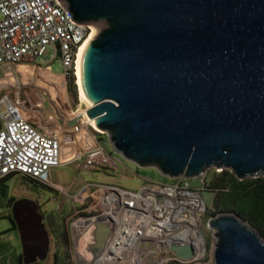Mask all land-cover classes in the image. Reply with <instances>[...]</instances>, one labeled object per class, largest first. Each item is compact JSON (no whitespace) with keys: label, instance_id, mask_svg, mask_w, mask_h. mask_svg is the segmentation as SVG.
I'll return each mask as SVG.
<instances>
[{"label":"water","instance_id":"1","mask_svg":"<svg viewBox=\"0 0 264 264\" xmlns=\"http://www.w3.org/2000/svg\"><path fill=\"white\" fill-rule=\"evenodd\" d=\"M57 1L94 30L80 54L85 115L116 153L169 180L210 168L240 181L264 177V0ZM17 96L42 121L63 126L45 90L20 86ZM12 218L23 264L46 259L37 203L14 202ZM207 227L211 264H264V239L236 215L212 217ZM112 232L110 218L91 222L74 245L78 263L96 259ZM165 252L194 258L190 244Z\"/></svg>","mask_w":264,"mask_h":264},{"label":"built area","instance_id":"2","mask_svg":"<svg viewBox=\"0 0 264 264\" xmlns=\"http://www.w3.org/2000/svg\"><path fill=\"white\" fill-rule=\"evenodd\" d=\"M92 32L90 26L75 23L57 0H0V68L25 65L43 71L47 78L73 80L77 86L78 52ZM48 47L53 49V58L61 60L62 75L53 76L48 68L41 70L37 64ZM15 83L13 75L0 79V180L26 175L47 186L50 170L62 164L81 161L90 169L115 166L104 143L86 132L88 128L100 133L88 123L78 121L70 132L58 128L64 138L48 130V125L33 124L18 100L20 85ZM70 151L72 156L65 158ZM202 190L180 182L151 183L135 192L110 185H86L79 192L80 206L75 214H96L73 221V244L91 220L110 218L113 232L99 255V264H150L170 245L184 244L192 245L196 258L197 237L202 240L198 228L206 209ZM88 196L93 197L90 205L84 202ZM183 236L186 241L179 239ZM172 257L174 262H188Z\"/></svg>","mask_w":264,"mask_h":264},{"label":"rangeland","instance_id":"3","mask_svg":"<svg viewBox=\"0 0 264 264\" xmlns=\"http://www.w3.org/2000/svg\"><path fill=\"white\" fill-rule=\"evenodd\" d=\"M53 54V49L51 47H48L43 55L38 59L37 64L40 65L41 70H45L48 68L53 76L62 75L63 68L61 60L59 58H53ZM8 75L15 76V82L20 86L34 84L36 86H49L51 88H55L58 91L56 96L57 99L63 106L66 107L69 113H74L73 117H75V113L81 108L78 97V88L75 83V93L69 92L67 81L63 82V80L60 79H48L44 75L43 71H34L32 69L28 70L27 68H25V65L4 66L0 68V79L5 78ZM47 129L52 132H57L60 136L63 135L62 132L58 130V127L55 124H49L47 126ZM86 132L93 134L94 136H96L98 141L104 143V150L106 154H108L110 158L115 162V166H95L93 169H90L83 166V163L81 161L62 164L59 167L50 170L47 176L48 188H42L41 186L25 181L19 175H14L5 182V186L8 190L7 198H13L15 199V202L19 199H28L37 203L39 211L43 215V222L46 226L47 231V225H49L50 220L57 225H61L62 227L67 228L69 240L66 246L58 249L55 245L54 239H51L49 237L50 244L48 255L45 260L46 264L51 263L53 254L55 252L59 253L60 264L63 261H65V264H80L78 263L74 251L72 223L80 216H93L96 214L95 211L75 214L76 210L80 206L81 199H79V191L84 186L98 184L110 185L135 192L139 191L143 186L151 183L180 182L186 184L189 188L202 190L211 176L214 173L220 172L219 170L210 168L203 176L198 178L189 180L183 178L169 180L162 176L155 168H141L136 164L124 159L120 154L116 153L113 150L105 134H95L91 129L88 128L86 129ZM62 138L64 137L62 136ZM65 142L67 143V141ZM92 190H94V187H91V191ZM201 197L206 206V209L201 216V223L198 228V232L205 244V251L203 252V254L198 255L191 261L183 263L172 261V255L164 251L160 256L152 259L150 264H157L158 261H162L164 260V258H169V260L166 261L165 264L212 263L214 237L213 231L207 227V222L210 218L217 216V214L213 213L214 209L212 208L213 193L207 190H202ZM84 202L88 205L92 204L93 197L88 196L87 198H85ZM4 216V200H1L0 243L5 245V247L9 251V254L13 257L21 253V243L17 231H9L5 233L8 229H10V223L4 218Z\"/></svg>","mask_w":264,"mask_h":264},{"label":"trees","instance_id":"4","mask_svg":"<svg viewBox=\"0 0 264 264\" xmlns=\"http://www.w3.org/2000/svg\"><path fill=\"white\" fill-rule=\"evenodd\" d=\"M67 83L69 92L75 93L73 80H68ZM12 176L14 175L0 180V201L5 200L8 196L5 182ZM20 176L25 181L41 186L42 188H48L46 185L26 175ZM204 189L213 193L212 208L214 209V214L233 213L240 220L246 222L250 227L258 231L260 236L264 238V177L240 181L228 170H222L211 176L209 181L204 185ZM9 199L11 203L15 201L13 198ZM12 226H14L13 223ZM47 228L49 237L54 239L58 249L68 244L69 237L67 228L57 225L51 220ZM9 231H17V229L13 227L5 233ZM45 260L36 261L33 264H46ZM59 261V253L55 252L50 264H60ZM0 264H23L22 255L19 253L12 257L5 245L0 243ZM61 264H65V261Z\"/></svg>","mask_w":264,"mask_h":264},{"label":"bare ground","instance_id":"5","mask_svg":"<svg viewBox=\"0 0 264 264\" xmlns=\"http://www.w3.org/2000/svg\"><path fill=\"white\" fill-rule=\"evenodd\" d=\"M94 31V30H93ZM93 33V32H92ZM92 35V34H91ZM91 35L89 36V38L91 37ZM88 38V39H89ZM87 39V40H88ZM86 40V41H87ZM86 41L83 43V45L80 47V49H79V52H78V58H77V74H76V76H77V88H78V97H79V101H80V104H81V108L75 113V117H77L78 118V120H79V122H81L82 124H84V123H88L89 125H91L95 130H97L96 129V127H95V125H94V123H93V121L92 120H88L87 119V117H86V115H85V111L89 108V105H88V102H87V100H86V97H85V95H84V92H83V89H82V85H81V61H80V54H81V51H82V49H83V47H84V45H85V43H86ZM26 68V67H25ZM28 69V68H27ZM80 107V106H79ZM74 114V113H73ZM71 153H72V151H70ZM69 152V153H70ZM69 153L66 155L67 157H69L70 158V156H72V154L71 155H69ZM95 219H93V220H91V222H93ZM78 224V223H77ZM196 235V237L198 236L197 234H195ZM181 238V240L182 241H186V238H185V236H183V237H179V239ZM197 243H196V245H197V256L198 255H202L203 254V252L205 251V248H204V245H203V242H202V240L201 239H199L198 237H197ZM99 263H101L100 261H99V256L96 258V259H94L93 261H91V262H86V261H82L81 260V262H80V264H99Z\"/></svg>","mask_w":264,"mask_h":264},{"label":"crops","instance_id":"6","mask_svg":"<svg viewBox=\"0 0 264 264\" xmlns=\"http://www.w3.org/2000/svg\"><path fill=\"white\" fill-rule=\"evenodd\" d=\"M26 68H28V70L31 69L30 67H26ZM48 79H53V78L48 77ZM31 85H34V84H31ZM34 86L45 90L49 94L50 101L52 102L56 112L60 116H62L64 118V124H63V126H60L53 120H49L47 122L46 121H42L40 119V117L38 115H36L35 112H32V111H26L27 117L31 120V122L33 124H35L37 126H45V125H49V124H55L58 128L64 129L66 127V125H67V122L70 121L73 118V114L69 113L68 110L66 109V107L63 106L59 102V100L57 99L56 96H57V92L58 91L55 88H53V87L51 88L49 86H36V85H34ZM71 154L72 153L70 152L69 155H71ZM65 158H69V157L65 156Z\"/></svg>","mask_w":264,"mask_h":264},{"label":"flooded vegetation","instance_id":"7","mask_svg":"<svg viewBox=\"0 0 264 264\" xmlns=\"http://www.w3.org/2000/svg\"><path fill=\"white\" fill-rule=\"evenodd\" d=\"M20 200V199H19ZM15 201H13L12 203L10 202V199L9 198H6L5 200H4V206H5V216H4V218L7 220V221H9V223H10V229L11 228H13V227H15L16 228V226H15V224H14V222H13V218H12V206H13V203H14ZM14 224V226H12V223ZM47 255H48V253H47ZM47 258V257H46Z\"/></svg>","mask_w":264,"mask_h":264}]
</instances>
